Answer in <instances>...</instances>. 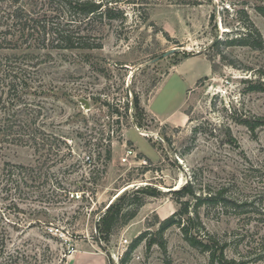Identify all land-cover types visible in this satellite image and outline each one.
<instances>
[{
	"label": "rangeland",
	"instance_id": "1",
	"mask_svg": "<svg viewBox=\"0 0 264 264\" xmlns=\"http://www.w3.org/2000/svg\"><path fill=\"white\" fill-rule=\"evenodd\" d=\"M106 1L110 17L78 26L101 50L29 51L36 75L28 99L43 108L35 128L60 142L58 155L40 141L0 148V170L23 168L17 188L0 193L1 214L14 223L7 264H121L140 235L126 264H209L179 228L164 232V250L155 236L179 210L165 191L181 189L193 173L242 208L199 209L203 228L192 234L226 242L224 256L236 264H264V43L260 50L225 45L248 22L264 41L256 10L264 0ZM172 49L181 51L160 58ZM127 149L136 155L130 164L121 162ZM134 185L160 194L145 197L137 216L102 242L97 218Z\"/></svg>",
	"mask_w": 264,
	"mask_h": 264
},
{
	"label": "trees",
	"instance_id": "2",
	"mask_svg": "<svg viewBox=\"0 0 264 264\" xmlns=\"http://www.w3.org/2000/svg\"><path fill=\"white\" fill-rule=\"evenodd\" d=\"M110 3L106 0H0V148L5 145L35 147L39 145L37 141H40L41 147L58 155L59 139L35 128L43 108L28 99L34 91L32 82L36 75L35 63L31 61L29 51L101 50V44H90L78 26L84 21L90 24L104 16L110 17ZM256 10L264 18V7ZM70 26L75 27L69 29ZM263 43L260 33L248 22L246 31L239 38L226 41L225 45L260 50ZM219 45L221 43L216 42L213 47L218 49ZM133 98L134 111L140 110L138 97L135 95ZM33 106L38 108V114ZM106 106L109 107L108 104ZM105 153L107 160H110V149ZM21 170L23 168L19 165H4L0 170V193L17 188ZM208 187L207 183L203 185L198 181L197 175L193 173L181 189L172 193L179 204V210L159 223L155 236L161 240L160 246L164 250V232L177 227L191 247L207 254L209 264H236L224 256L228 247L226 242L210 234H206L203 241L192 234V230L203 228L199 209L217 206L242 208L238 202L226 198L223 191H214ZM158 194V191L149 187L124 191L96 223L99 239L104 243L109 242L114 230L127 226L137 216L145 204V197H156ZM191 207L194 209L193 215L190 213ZM13 225L9 218H3L0 209V264H7V228ZM144 238L140 235L132 242L122 256L121 264L128 262L131 253Z\"/></svg>",
	"mask_w": 264,
	"mask_h": 264
},
{
	"label": "water",
	"instance_id": "3",
	"mask_svg": "<svg viewBox=\"0 0 264 264\" xmlns=\"http://www.w3.org/2000/svg\"><path fill=\"white\" fill-rule=\"evenodd\" d=\"M179 51H181L180 49H172V50H170V51H168V52H166V53H164L160 58H165V57H167V56H170V55H173V54H175V53H178ZM160 58H157V59H155L154 61H152V63L153 62H156V61H158V60H160ZM147 65V64H146ZM79 104H81L83 107H84V109L85 110H89V104H88V102L86 101V100H84V99H80L79 101ZM158 142H159V144L160 145H164V141L163 140H161L160 138H158ZM174 164L178 167V166H180V163H179V160L177 159V158H175V160H174ZM178 168H180V167H178ZM141 186H146V185H134V187H130V188H139V187H141ZM129 189V188H128ZM127 190V189H126ZM125 190H123L122 192H118V194H117V196L112 200V201H110V203L108 204V206L106 207V210H107V208L115 201V199L118 197V196H120L123 192H124ZM174 191H177V190H166L165 192L166 193H172V192H174ZM95 233H96V235H98V232H97V225L95 226Z\"/></svg>",
	"mask_w": 264,
	"mask_h": 264
},
{
	"label": "built area",
	"instance_id": "4",
	"mask_svg": "<svg viewBox=\"0 0 264 264\" xmlns=\"http://www.w3.org/2000/svg\"><path fill=\"white\" fill-rule=\"evenodd\" d=\"M135 157H136L135 152L133 150H131V149H127L125 151L124 157L122 158L121 162L130 164V159L135 158ZM90 162H91V158L89 156L85 157L84 160H83V163H90ZM70 196H71V198H74V197L75 198H79V195L77 193L71 194ZM99 220H100V217L97 218V222ZM123 243L127 244V241L124 240Z\"/></svg>",
	"mask_w": 264,
	"mask_h": 264
},
{
	"label": "crops",
	"instance_id": "5",
	"mask_svg": "<svg viewBox=\"0 0 264 264\" xmlns=\"http://www.w3.org/2000/svg\"><path fill=\"white\" fill-rule=\"evenodd\" d=\"M191 89H189L188 91H190ZM187 91V92H188ZM146 111L157 121V122H159L160 124H164V121H160V120H158V118H157V116H156V113L154 112H152V111H150L149 109H148V107L146 108ZM187 120H186V118H184V120H183V123L181 124V126L186 122ZM169 126V125H168ZM170 127H174V126H170Z\"/></svg>",
	"mask_w": 264,
	"mask_h": 264
},
{
	"label": "bare ground",
	"instance_id": "6",
	"mask_svg": "<svg viewBox=\"0 0 264 264\" xmlns=\"http://www.w3.org/2000/svg\"><path fill=\"white\" fill-rule=\"evenodd\" d=\"M125 190V189H124ZM176 190V189H175ZM178 190V189H177ZM122 192V191H121ZM112 201V200H111Z\"/></svg>",
	"mask_w": 264,
	"mask_h": 264
}]
</instances>
